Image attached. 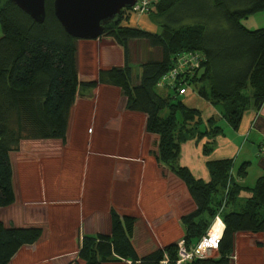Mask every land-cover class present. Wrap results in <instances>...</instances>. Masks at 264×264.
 Instances as JSON below:
<instances>
[{"label":"trees","instance_id":"obj_1","mask_svg":"<svg viewBox=\"0 0 264 264\" xmlns=\"http://www.w3.org/2000/svg\"><path fill=\"white\" fill-rule=\"evenodd\" d=\"M147 1L141 14L159 30L149 32L130 26L134 13L122 9L98 39L108 38L121 49L122 66L99 69L96 81L83 82L77 67L79 40L67 35L56 20L53 0L45 1L42 24L35 23L12 2L0 0V209L15 202L10 155L19 151L21 142L64 143L80 89L112 86L125 98L127 111L144 117V131L156 136L155 162L186 188L193 204L180 217L186 250L200 242L217 214L221 216L224 229L215 251L217 258H193L182 264H229L235 258L236 237L242 234L262 236L255 247L264 264V174L252 187H245L238 180L247 175L248 162L236 169L234 178L232 159L209 160L208 182L194 178L188 168L181 166L182 144L205 139L202 153L207 157L223 129L213 117L203 120L198 109L182 101L186 94L178 93L201 84L196 95L234 130L247 111L261 108L264 28L250 31L240 22L264 10V0ZM139 41L159 50L160 59L141 63L139 73L134 75L130 44ZM187 55L197 56L198 67L181 69L174 80L159 87V81L175 69L177 59ZM154 88L165 92L158 94ZM247 88L248 94L244 92ZM243 192L247 194L244 197ZM109 219L108 235L81 237L76 254L82 264H176V244L138 256L131 242L136 219L120 216L113 209L109 210ZM42 236L39 226L9 227L0 220V264H10L22 248L34 246Z\"/></svg>","mask_w":264,"mask_h":264},{"label":"crops","instance_id":"obj_2","mask_svg":"<svg viewBox=\"0 0 264 264\" xmlns=\"http://www.w3.org/2000/svg\"><path fill=\"white\" fill-rule=\"evenodd\" d=\"M140 21L141 23L134 21L135 26L131 24L130 26L143 30L145 29L149 32L158 31L157 25L149 18ZM97 89L99 88L97 87L96 90ZM120 98L122 99V97ZM106 100L110 101L111 99H105L104 103ZM95 102L97 104L99 102L98 99H96ZM187 102L193 103L191 107L198 109L201 112L203 120L210 117H213L216 120L221 119L218 112L200 97L196 96L194 99L188 98L187 101H185L188 106ZM87 106L94 107L91 99L76 98L75 104L71 110L66 140L64 143L60 140H24L20 144L19 151L13 152L10 155L13 168V184H15L17 172L20 193L19 191L16 192L14 189L15 202L12 206L4 210H8L6 211L8 213H23L21 216L25 225L20 227L36 226L35 222H33V224L31 223L32 220H29L27 213L42 214L48 212L54 213V216L56 213H64V217L67 221H64L65 223L62 228H57L54 231L56 234H51V230L49 229L48 231V229L44 227L43 236L40 241L34 246L27 247L37 250L40 246V250L37 254L42 256L62 248L68 250L75 241V250L70 252V256L67 255L66 257L61 258V264H82L78 260L76 254L81 237L83 235L96 234L108 235L110 232L109 210L113 209L116 213H128L127 208H124L125 206H122L121 203L129 202L131 196L133 197V192L137 191V188L139 194L144 193L146 195L149 193L147 195L148 199L143 198L144 200L142 201L141 206L148 213H152L151 211H153V213H169L173 211L174 205H179V211L182 209L185 212L193 208V204L186 192V188L180 180V182L177 181L180 185H176L177 188H180L181 192L178 201L171 202L168 199V185L171 183V187H173L171 173H169L167 179L162 177V171H168L155 162L153 153L156 151V147L153 150H150V147H147L144 143L145 138L149 137L151 139L153 137L156 138V136L148 135L144 131L145 119L142 115L127 112L128 114L124 115L120 113L119 116V122L126 123L125 131H133L135 125L137 128L139 127L137 129L139 130V139L137 141V146H139L137 148L139 150L134 156L135 158H131V156H129L130 153L126 154L129 145H131L130 141L127 142L126 145H118L114 146V148L111 146H105V143L103 142L102 134L105 130L108 132L116 131V127L113 125L114 116L110 117L108 120L105 119L103 115H98L100 117L95 116L92 118L94 126H91V128H89L91 129V132H88L87 114L83 113ZM96 108L97 106L94 107V110ZM74 113H77V115H74ZM97 121H99V124L96 123ZM100 122L105 124L103 125L104 127H100ZM121 127L123 128L124 125ZM229 128L230 131L225 134L226 130L222 127L224 133L214 139L213 151L207 157L202 153V144L205 142V139L200 142L189 140L182 144L180 147L179 164L188 168L194 178L208 182L209 174L206 169L207 161L232 159V173L234 178L236 169L242 163L248 162L249 166L247 169V175L245 178L239 179L238 183L245 187H252L257 178L264 174V103L257 111H247L243 115L237 130L232 129L230 126ZM82 131L84 137H81ZM99 132L102 137H98ZM250 136H253L252 144L250 143L247 145ZM242 139H244L242 142L243 146L240 141ZM154 141H157V138L156 140H153L152 143ZM134 143L135 142H133V144ZM255 143L259 145L260 152V156H258L259 161H257L258 163L256 166V173L258 174H256L253 184L249 185L246 180H248V170L250 169L249 167L252 166V159L254 158ZM38 144L42 145L41 149H33ZM25 147H27V149H25ZM110 150L112 153L109 152ZM25 154L29 157L24 158ZM13 155L17 156V161L13 159ZM236 163L239 164L237 168L234 167ZM99 171L104 178L102 180L98 179L97 181L96 176ZM106 174L108 175L106 176ZM30 175H33L32 178L34 181L30 180L32 179ZM130 177H132L133 183H130V186L127 187V185L124 184V178L127 179L128 183V181L131 180ZM108 178H110V180H108ZM106 180L110 181V184L105 183L104 181ZM99 182H101L99 189L100 193L105 191V200L103 199L101 202L90 196V193L88 192L89 188L91 191H94L95 184L97 185ZM33 188H35V190ZM147 188L152 190L147 191ZM116 190H121L123 192L118 198H115L114 196ZM32 193H36L38 199L35 200L32 198ZM21 195L24 197L23 199H25V201L23 205L19 206L18 204ZM246 195V192L241 194L242 197ZM36 202L40 203L39 206L46 205L45 209H42L41 207H38L37 209L27 208L29 204H34ZM16 206L21 207V211L14 212L13 209ZM183 207L185 209H183ZM33 210L35 211L33 212ZM99 213L104 214L100 215ZM180 213L183 214L184 212ZM45 216L46 215H42V217ZM98 217H103L102 222H98V224L105 223L107 227L106 231H104L103 226L100 228V226L97 225ZM17 218L19 217L17 216ZM16 223L17 222H15L14 219L13 221L4 224L9 227H15ZM70 225H73V228H69ZM71 233H75V236H72ZM176 233L181 240L183 230L180 223H178V226L176 227ZM48 236H51V238H48ZM55 245L57 247L53 251V246ZM134 248L136 247L134 246ZM22 250L23 248L14 258H16ZM14 258L10 264H13ZM57 260L58 258L55 260L56 262H53L59 264V261ZM19 261L16 260V264ZM107 264H121V262ZM127 264L130 263L128 262Z\"/></svg>","mask_w":264,"mask_h":264},{"label":"rangeland","instance_id":"obj_3","mask_svg":"<svg viewBox=\"0 0 264 264\" xmlns=\"http://www.w3.org/2000/svg\"><path fill=\"white\" fill-rule=\"evenodd\" d=\"M152 2H156L158 0H151ZM148 18V16L144 15V14H132L130 19H129V24L134 25V21L141 23L140 20L142 19H146ZM150 19V18H149ZM151 20V19H150ZM242 24L243 27H245L247 30H256V29H260V28H264V10H262L260 13H256L252 16H249L246 19L241 20L240 22ZM135 26V25H134ZM145 26V25H143ZM145 30V29H144ZM157 30L158 27H157ZM0 37H1V30H0ZM149 59H160V51L157 49H151L147 46V44L143 41H139V42H135L133 44H130V63L133 65V72L134 75L139 73V65L141 63L146 62ZM123 64V58H122V51L121 49L110 39L108 38H102L100 40H94V41H79L77 43V67H78V75L81 81L83 82H91V81H96L97 79V72L99 69H106L112 66H117L120 67ZM135 81V79H134ZM201 86V84H197V86H193L190 85L188 92L186 94V96L188 97H181L182 101L185 102L187 101V99L191 98L194 99L197 95H196V89H198ZM99 89H94V90H89V89H80V92L78 94V98H83V99H91L93 101V105L94 107L97 106V108L94 110L93 106H87L84 109V114H87V126L88 129L91 128V126H94L93 122H92V118L96 117H100L103 115V117H105V119H109L110 117H113V125L114 127H116V131L113 132H108L107 130L104 131V133L102 134L103 136V142L105 143V146L108 147H113L114 146H118V145H126L127 142L130 141L131 145H129V148L127 149L128 151L126 152V154L130 153L129 156H131V158H135L134 156L137 154V151L139 150L137 147V141L139 139V135L138 132L139 130H137L138 128L133 127V131H125L126 128V123H121L119 122V116L120 113L122 114H128L125 106H124V101L125 98H123L120 94V92H118L119 90L115 87L112 86H98ZM155 92L158 94H162L165 92V90L163 89H158V88H154ZM118 92V94H117ZM246 94H248L249 88H247L244 91ZM122 97V99L120 98ZM110 98V101H105L104 100ZM119 98V99H118ZM98 99V103L96 104L95 100ZM96 104V105H95ZM188 107L191 108V106L193 105L192 102H187ZM213 108V107H212ZM131 113V112H130ZM164 114L166 113L165 111L163 112ZM74 115H77V113H74ZM100 115V116H98ZM99 119V118H98ZM115 119V120H114ZM218 125L223 127L225 131V134L228 133L230 131L229 126H227V122L220 119L217 121ZM96 123L99 124V121H97ZM117 123V126H116ZM120 124V125H119ZM133 124V123H132ZM103 125H105L104 123L100 122V127H104ZM124 125V127L122 128L121 126ZM101 129V128H100ZM105 129V128H104ZM127 130V129H126ZM233 131V130H232ZM88 132H91V129L88 130ZM224 133V131H223ZM234 133V132H233ZM83 136V131H82V135ZM101 136L100 132L98 134V137ZM101 136V137H102ZM229 136V134H228ZM84 137V136H83ZM136 137V138H134ZM252 137L250 136L249 138V142L247 143V145H249L250 143L252 144ZM135 139V141H134ZM153 140H156V138H145L144 143L147 145V147H150V150H153L156 147V142L154 141L152 143ZM244 139L240 140L241 141V145L243 146L242 142ZM239 141V142H240ZM133 142H135L133 144ZM40 144L36 145L35 148L33 149H41ZM259 145L257 143H255V153H254V158L252 159V166L249 167L250 169L249 171V177L248 180H246V182L249 185H252L254 182V178L256 176L257 172V161H259L258 156H260V152H259ZM25 149H27V147H25ZM132 151V152H131ZM110 153H112V151H109ZM151 152V151H149ZM29 157L27 154L24 155V158ZM13 159L15 161H17V156L13 155ZM241 164V163H240ZM233 165V163H232ZM237 166H239L238 163H236V165L234 166L235 168H237ZM107 168V167H106ZM233 169V167H232ZM255 172V174H254ZM170 172H165L164 170L162 171V177L167 179V177L169 176ZM108 174H106L107 176ZM258 176V175H257ZM30 177L32 178L33 175H30ZM109 177V176H108ZM97 181L102 180L104 178V176L102 175V173L99 171L97 173ZM131 180L128 181L127 183V179H125L124 184L128 186H130V183H133L132 177H130ZM171 178L173 181V187H171V183L168 185V196H169V200L171 202H176L178 201V197L181 196V192H180V188H177L176 185H178L179 183L177 181L178 178H176L173 174H171ZM30 179V178H29ZM32 181H34V179H30ZM108 180H110V178H108ZM106 180V181H108ZM105 183H109L110 181ZM102 182V181H101ZM101 182H99V184H95L94 186V191H91L90 188L88 190V192L90 193V196H92L94 199H97L99 202L103 201V199L105 200V191L100 193V184ZM168 182V181H167ZM175 182V183H174ZM180 182V181H179ZM149 183V182H148ZM139 184V182H138ZM125 185V186H126ZM149 185V184H148ZM180 185V184H179ZM19 180H18V173L16 172V180H15V184H14V189L15 191H19ZM139 187V185H138ZM35 190V188H33ZM147 191H151L152 189L147 188ZM20 193V191H19ZM244 193V192H243ZM120 194H123V192L120 190H116V192L114 193L115 198L120 197ZM149 193H147L146 195L144 193L139 194L138 188L137 191L133 192V197L131 196L130 201L125 202V203H121L122 206L124 205V208H127V212L128 213H118L119 215H128L131 216L133 218L136 219V224L133 230V239H132V243L133 245L136 247L135 250L137 252V254L139 256H144L148 253H151L157 249L162 248L163 246L167 245V244H178V242L180 241L179 236L176 233V227L178 226V223H180V217L185 213L184 210L181 209V211H179V205H174L173 206V211L169 212V213H153V211H151L152 213H148L147 211H145L141 206H142V201L144 199H148L147 195ZM24 197H22V195L20 196V201H19V206L23 205L25 199H23ZM32 198H34L35 200L38 199V195H36V193H32ZM144 198V199H143ZM241 202V198L239 199ZM42 202V201H40ZM129 207H128V205ZM40 203L36 202V203H32L29 204L27 206V208H38L41 207L42 209H45L46 205H42L39 206ZM48 205V204H47ZM56 205V204H53ZM16 206L13 210L14 212H19L21 211V207ZM49 206V205H48ZM59 206V205H56ZM127 206V207H126ZM186 206V205H184ZM49 208V207H48ZM47 208V209H48ZM5 209V208H4ZM4 209H0V220H2L4 223H8L9 221H13L15 219L16 226L15 227H20L25 225V222L23 221L22 218V214L23 213H8L6 211L8 210H4ZM183 209H185L183 207ZM130 210V211H129ZM35 210H33L34 212ZM180 212H184L183 214ZM100 215L104 214V213H99ZM26 215V214H25ZM42 215H46L45 217H42ZM17 216L19 218H17ZM21 216V218H20ZM27 216L29 217V220H32V224L33 222L36 223V226L42 227L44 230V227L46 229L51 230V234H56L54 233V231L57 228H62L63 224L65 223L64 221H67L64 217V213H56L54 216V213H27ZM37 217V218H36ZM102 218L103 217H98V221H97V225L103 226L104 231H106L107 227L105 223L102 224H98V222H102ZM19 220V221H18ZM220 220V221H219ZM96 222V220H95ZM217 222H222L221 216L219 214H217L213 221L212 224L217 223ZM211 224V225H212ZM73 225H70L69 228H73ZM222 226L224 227V224L222 222ZM98 228V227H97ZM182 230L184 229L183 226H181ZM97 230V229H96ZM47 231V232H48ZM79 231V230H78ZM185 231V229L183 230V232ZM72 236H75V233H71ZM48 238H51V236H48ZM181 238V237H180ZM73 239V238H72ZM262 240V236L261 235H256V236H250L247 234H242L236 237L235 240V258L233 260H229V264H262L261 261V252L258 248L255 247V242L256 241H261ZM74 241V240H72ZM79 242V241H78ZM76 242H73V245L70 246L68 248V250H64L59 249L56 250V245L53 246V251L51 253L48 254H44V255H39L37 254L39 252V248L38 247L37 250H33L32 248H23V250L21 251V253L14 258L13 260V264H16V260H21L19 261L17 264H55V260L58 258L57 261H59V264L62 263V260H60L63 257H66L67 255L70 256V252L72 250H75V244ZM59 244V243H58ZM198 244L193 247L191 250H189L190 252H192L193 250H198L197 248ZM51 251V250H49ZM188 251V250H187ZM177 255H179L177 253ZM206 255H211L212 258H217L216 252L214 248H209L206 249ZM196 256H194L195 258ZM55 261V262H53ZM61 261V262H60ZM231 261V262H230ZM127 264L126 261H121V264Z\"/></svg>","mask_w":264,"mask_h":264},{"label":"water","instance_id":"obj_4","mask_svg":"<svg viewBox=\"0 0 264 264\" xmlns=\"http://www.w3.org/2000/svg\"><path fill=\"white\" fill-rule=\"evenodd\" d=\"M12 2L35 23L45 19L46 0H6ZM137 0H53V14L64 32L79 41L98 40L106 24L114 22L122 9Z\"/></svg>","mask_w":264,"mask_h":264},{"label":"built area","instance_id":"obj_5","mask_svg":"<svg viewBox=\"0 0 264 264\" xmlns=\"http://www.w3.org/2000/svg\"><path fill=\"white\" fill-rule=\"evenodd\" d=\"M148 1L147 0H137L135 5L131 7V11L134 14H141L146 10V5ZM187 66L190 67H198V61H197V56H192V55H187V56H180L177 59V64L175 69L171 70L167 75H165L158 83V86L161 87L164 85L165 82L168 80H174L178 74V72ZM188 90L186 88L180 89L178 93L180 95H185L187 94ZM214 226V223L210 226L209 230L207 231L206 235L203 236L198 243V250H193L192 252L187 251L186 248L184 247V242L180 240L177 244L178 251V260L176 261V264H182L185 262H188L194 258H210L211 255H206V249H211L214 248L215 251L217 249L218 242L221 238L222 232L224 227L222 226V232L215 237H212L213 235L211 234L212 227ZM162 264H166V261H163Z\"/></svg>","mask_w":264,"mask_h":264},{"label":"bare ground","instance_id":"obj_6","mask_svg":"<svg viewBox=\"0 0 264 264\" xmlns=\"http://www.w3.org/2000/svg\"><path fill=\"white\" fill-rule=\"evenodd\" d=\"M221 232H222V222L215 223L211 231V234L213 235L212 237L218 236Z\"/></svg>","mask_w":264,"mask_h":264}]
</instances>
